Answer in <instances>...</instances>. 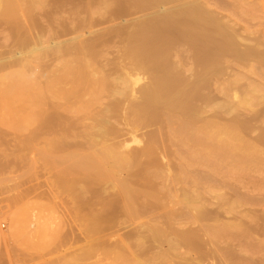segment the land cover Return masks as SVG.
Wrapping results in <instances>:
<instances>
[{
  "label": "bare ground",
  "instance_id": "obj_1",
  "mask_svg": "<svg viewBox=\"0 0 264 264\" xmlns=\"http://www.w3.org/2000/svg\"><path fill=\"white\" fill-rule=\"evenodd\" d=\"M12 1L13 0H0V7L3 4ZM25 1L31 2L33 0H25ZM25 1H21V2L23 3ZM85 1H89V0H85ZM131 1H132L131 3H134L132 5H136L138 1H139L138 4L142 3L140 0H137L136 3L135 1L133 2V0ZM149 1L150 3L153 2L151 0ZM156 1L161 2L159 4L157 2V4L160 7V12H159L160 16H157L158 19L156 17L157 20L162 19L161 24L164 27V29L163 31L161 30V32H165L166 34L171 33L172 35L174 34L173 35L174 38L180 37L177 38L178 44L180 46L179 48L183 47L185 49L186 43L191 47H194V48H190L193 49L191 51L190 49L188 50L190 46L187 45L188 48H186V50L188 51H184L185 52L184 54L186 55V52L189 53V51L193 52L194 54L197 53L198 55L197 66L199 65L202 70L205 69V71L203 70L204 72L206 73L208 72V74L211 76L210 80L212 79L215 80L217 75H219L217 78L218 81L217 79L215 81L212 80L214 83L213 85H215L216 82L217 83L222 82L220 80L221 75L225 72V70H229L230 67L233 69L235 62L236 65H238L237 63L241 62L244 64L245 61L247 62L246 63L247 65L244 64L243 66V64L242 65L240 64V66L243 67L250 66L257 68L259 67V69L261 68L260 71L258 70L259 72L258 71L256 73L250 72L251 75L253 74L252 77H254V79L256 78L254 80L250 76L251 79L254 80V82L258 81L257 79H260L258 78L259 76L258 77L256 76L262 72V69H264V28L260 26L261 23L257 22L258 20L255 22L257 24L259 23V25L257 24L255 25L251 23L252 22L251 20L254 21L256 20V18L259 19V16L257 15L258 13L264 15V0H255V1L252 0V2H250V0H233L232 1L233 3H229L226 9L221 8L222 5L220 7L215 6L217 2L219 3V1L215 2L216 0L214 1L213 0H156ZM170 1L176 2L174 3L175 5L170 4L168 6L167 4ZM143 2L145 3L147 1H143ZM211 2H214L215 4ZM153 3H155V0ZM138 4L136 6L137 9L141 5H143V3L139 6ZM147 4L149 5V3ZM152 4H150L151 6L149 7H153L154 9L155 6H152ZM165 4L168 7L164 8L166 6ZM163 5L165 6L163 7ZM117 6H118V8H116L117 10L115 12L112 11L113 12L112 16L111 14L108 13L110 15V18L107 17L109 15L107 16L105 15V17L107 18L104 19L103 17V21L96 20V18L91 17L92 14L90 13L89 10L86 11V13L87 12L89 13V16H87V18H85L86 16L83 17L86 20L85 19L83 20V18H81L80 20L78 19L82 23L81 24L77 20L79 25L81 24L80 26L76 23L77 21H75L73 25L76 26L77 24V29L74 28L75 26L70 27L72 29L73 28L75 29V30L73 29L74 32L73 31L70 32V30L72 29L68 30L66 28L67 25H68L67 27L69 28L70 21L65 18L66 20H62L63 22L61 24L62 26L58 25L59 28L57 29L59 30H57V33L56 31L54 32L53 30H51L52 32H54L53 35L55 36V38H58L57 41H55V39L54 41L51 40L50 42L51 45L47 47H39L37 45L33 49H28L27 52H21L20 47L23 46L21 50L26 48L29 45V41L27 42V40H21L24 37L22 34H19L22 33L23 31L22 29H26L27 26L25 28L24 27L22 28L21 25L19 24L16 25L12 22H9L8 20L7 21L3 20L8 22L7 25L8 24L9 25L5 26V28L8 30H11L12 29L11 27L13 26L14 27L17 26V28L13 27L14 29L11 30L10 35L12 32L14 33L12 34V36L8 34L11 37L10 38L11 41H13L14 38H16L17 36L18 37L19 35L21 36L19 38H16L13 42L8 43L11 44V47L10 46L8 47L7 52L10 49L11 50L15 49L16 47L15 45H17L19 51L16 52L15 50L16 53L14 54L16 55L15 56L16 59H13L12 54H11L12 56L10 55L6 57L4 52L2 53L3 55H5V57L2 56L3 58H0V71L2 70L5 71L6 69L10 70L15 66L17 67L19 66V68L15 67V69L17 70H10V72L14 71V74L12 72L11 75L14 76L16 75L20 77L21 76L20 72L23 70L22 71L23 78L21 77L20 79L19 77L16 76L15 78L13 76L9 77L10 73L6 72V74H8L7 76L6 74L0 76V79L1 78L3 79L4 77L3 79L4 82L2 81V79L0 80V82L2 81L1 82L2 84L8 83L9 85H6V87L7 86L14 87L16 83H19L18 82L19 80H21L20 83L21 82L23 83V81L29 82V80H26L27 71L24 72V70L26 69L23 68H26L29 65L28 63L30 62L29 59L31 56V52L38 51L41 54H43V56L41 55L42 64L40 69L41 71L39 72L40 75L38 74L39 75L38 78L35 77L36 78V80L34 79L35 84L34 81L31 82L32 80H30V82L33 86L30 83L26 82V84H29V86L31 87H34V85H38L36 86V88L38 89L35 88L34 92L35 91L38 92V90L41 92L42 94V99L40 98L41 105L35 102L37 100H35L33 96L34 95V92L32 90L33 88L29 90L28 86H23L25 82L22 84L23 87L22 86L19 87L20 83L18 84L19 85L18 88L17 85L15 86V88L17 89L19 88L23 89L24 87H27L26 88L28 89L26 91L27 94L33 93L32 95H30V99L33 96L31 100H34L32 102L30 101L32 103L33 108L35 107L37 108V105L38 106L40 105L39 107L41 109V116H39V119L41 121L38 122L35 119L34 121H37L36 123L37 125L38 123H41V125H38V127L41 126V130L45 136H50L52 135V133H56L58 137L64 136L62 138L64 140L69 138L70 139L69 142L70 141L72 142L70 143V145L66 144V142L62 141L61 139L59 141L60 144H63V142H65V144L69 146V148L75 149L76 152L74 153V155L76 159L79 162L88 165L91 171L93 172L94 176L95 174L101 173L105 176L106 179H109L112 182L113 187L120 188V189L118 188L119 192H116L117 195L119 194L120 196L119 200L118 202L115 201L116 203L115 202L111 203L110 204L111 207L116 208L117 206H119L124 211H127L128 206H126L125 204L128 202L129 199L135 198L136 201L137 198L140 199V197H142L143 199H146L149 202L151 199H153V209L158 210L159 212V213L157 212V214L154 215L153 223L150 224L151 227L153 226L152 227L153 241L161 242L159 244L161 250L170 260L173 261V264H264V196H263L264 192H262L263 189L259 188L261 186H257L264 180L263 181L260 180L261 182L258 181L259 184H254V185L253 183L255 181L257 183V180L252 181V179L249 178L251 179L250 181H252V184L251 182H248L249 180H247L248 177L250 176L252 177V175L254 176L255 172H253V170L251 171V169H254L255 167L256 164V163L254 164L255 159L256 162L258 161V163H261V161L264 160L263 159L264 135L256 136L257 135L256 133L263 130V128L260 126L262 128L261 129L258 125V127L261 129L259 130L257 126L253 125L255 123L258 124L257 122H255L251 124L253 128L255 127L254 129H256L257 127L258 131L256 130L255 132V130L253 131V128L250 125L251 121L254 122V120L255 121L257 120L254 119L256 117L260 116L258 120H262L261 119L262 116L260 113L259 116L252 114L255 111L256 112L261 111L260 108L256 109L254 107H256L257 105H259L260 107L264 105L261 104L264 103V90H263L264 85L263 83H261L262 81L261 82L258 81L259 84L258 83L255 84L256 88L255 86L253 87V83H251V86H248L250 85L248 83L252 82L251 79H249L250 81L248 80V83L247 82L243 83L244 85L246 84L248 86L247 87L245 85L247 88L253 87L250 90L247 89L248 91H246L245 88L242 87V84L240 85L241 87L239 86L242 90H238L239 88L238 89L236 88L235 90V87H238L235 85H238V83L237 84L234 83L235 85L232 84L233 82L237 81V80L236 81L232 80V78L231 80L229 79L230 81H233L231 82V84L230 81L228 82L227 79H226L227 81L226 83L224 82L223 84H221L222 86L224 85L223 86L224 88H222L221 86L222 90H220L221 88L219 89L218 85H216V88L222 92L223 90L228 92L227 90L231 89V91L228 92L230 94L226 95L225 92H223V94H225L226 97L230 95L228 96L227 99H229V101L230 100L233 101L230 102L233 103V105L235 106L238 105L239 107L242 106L244 107L243 110L246 109L247 112H252L251 114L253 115V120H252V116L249 115L250 113L248 114L243 110L242 111L244 112L245 116L239 113L236 114L237 110L238 111L241 110L242 107L241 109L239 107H235V109H233L234 106L231 104L232 108H229L230 103L228 102L229 103L228 104L226 102L228 100L223 94H221L222 92H219L218 90H215L216 92H210L213 91L214 88L213 87L211 88L212 90H210L208 93L207 90L209 88L207 87L208 89L206 90V92L208 93V95L210 93L213 94L217 93L218 91V93L220 94L219 97H221V95L225 97V102H223L224 101L223 97H222L223 100H220L222 101L221 105L223 103L225 104L222 105L224 107H227L228 105L229 107L227 111H229L228 113L231 112L229 115H231L233 118L235 116L234 118L235 120L233 119L234 123L231 124L230 122H233L231 121L232 117H230L226 111V114L229 116V119L228 118L225 119L228 120L229 123L227 122V124H225L226 120L225 122H219L223 120V118L222 117L220 118V116L218 115H220L219 113L221 111H224V107H222L221 105L219 106L220 102L219 103L217 102V100L221 98H216L218 97L217 96L218 94L216 95V97L214 96L215 94L213 96L212 94H210L209 97L203 95V92H205V90L202 91L203 90L202 89L200 91L201 89L200 86L201 85L205 86L206 84H204L203 77H199L200 75L196 74V71L194 72L196 76H198L197 79L196 76H194V74L192 75L191 68L193 67L195 68L196 65L192 66L194 65L191 61L192 56L191 58L188 57L191 54H187L185 56L186 60L190 58L189 62L186 61L188 63L189 69H191L190 70L191 74H190V72L185 71V68L184 69L182 68L184 66L181 60L182 59L185 60V57L181 52L183 50L177 47V49H179L180 51L177 50L176 52L177 54L173 51L174 49L176 51V48H173L174 46L173 44L176 41H173V39L171 38L172 36L170 34H169L170 37L169 35H166L168 36V38H166V36L163 37L162 35H160L159 34L160 32L159 33L156 32L155 35L156 37L159 35L162 36L160 40L162 38H163L162 41L166 39L168 44H170L169 39H172L170 41L171 45H169L173 49L172 50L170 48L171 51L168 50L169 49L167 46L168 44L167 45L164 44L166 41H164V43L161 41L162 43L160 44V42L158 41L159 38L156 37L155 38L157 39L156 41L157 44L156 42H154L155 38H153L152 41L154 44H156L155 45L156 47L159 46L161 48L160 45H162L164 48V46H167L164 49L163 48L162 49L164 51L167 50L169 52L164 53V51L162 52L159 47L156 48L154 47V45L152 46L150 42H146V39L149 38V36H147L146 34L148 32L152 34L151 32L152 29H150V27L146 25V27L150 29L148 31V29L144 26L147 23H145L142 26L143 21H139V22L137 21L138 23L135 21L137 23L136 26L140 24V27H142L143 29L140 28L138 25L137 27L140 30L137 31L138 28L132 25L133 27L131 26L130 31L128 29L124 30L123 29L124 25L127 22H124L125 24H121L122 22L120 20L123 21L125 18L127 19V16L130 18L132 16V13H130L131 15L130 16L128 15L129 13L128 9L127 10L123 9L125 11L123 12V10H121L122 9L121 5L120 6L115 5V7ZM144 6H146V3L145 5H143V8H145ZM128 7L130 6H127L125 8ZM217 7L223 9V11H225L228 15H224L220 11H217L216 10ZM130 8L129 11H131ZM136 8L134 7L133 12H135ZM241 13L250 16V20L246 18L244 19V21L247 20V22L243 23L242 20H240L241 17L240 19H238L239 17L236 18V16L238 15L242 16ZM31 20L32 22L30 23L32 24L30 25L34 28H37L36 34L39 33L43 34L50 31V30L48 31L46 27H40V26L37 27L38 25L34 23L33 18H31ZM127 20H132V19H127ZM239 20L241 21V23H239L240 22ZM119 21L121 23H119ZM59 22L58 24L61 23ZM149 22L150 21H148V25L150 24ZM3 23L6 25L5 22ZM72 23L73 21H71L70 25H72ZM63 24H66V26H64ZM129 24H131L130 21ZM82 25L84 26L80 30L79 28ZM153 25L151 24L150 26L152 28H154V26L155 28L156 27L158 28L157 24H156L157 26L156 25L153 26ZM254 25L257 26L255 27V29L253 28ZM3 26L1 25V28ZM260 27L263 29H261ZM42 28L43 30L46 28V31L44 30L43 32ZM92 28L95 29L92 30ZM17 29H19V31ZM28 29L29 28H27L26 30ZM8 30H6L7 33H9ZM14 30L15 32L18 31L19 33L17 34L16 32L15 34ZM79 30L81 32L84 31L82 32L84 34L81 33L80 35H76L73 38L63 39V37L65 36L68 37L67 35H69L70 33L74 34L75 31L78 32ZM133 30L134 31L136 30L138 35H140L136 39V42H139V40H141L140 42H142V44L140 42L138 43L139 46L138 44L137 46H133L136 44H132V43H136L135 41L134 42L132 41L135 40L137 36V33L133 34L134 33ZM141 30L143 31V33L139 32ZM131 31L132 33H130ZM52 32H49L51 39L53 38ZM42 34H39L40 35L39 38L42 37ZM85 35L87 36L85 37ZM139 37H141V39ZM113 38H115L116 40H111ZM179 39H181L182 41L179 42ZM113 41L115 42L117 41L116 46L114 45V43L113 45L109 44V42L111 43ZM105 42H108V45H110V47H106V44H104ZM33 43L35 44V42ZM181 43H183L185 46H182L183 44ZM12 45L15 47L13 48ZM100 45L101 46L105 45L104 48H109V49L112 47L111 51L115 52V53L110 52V54H113V57H111L112 59L111 58H109V60L105 59L106 63L109 65V67H107L108 69L106 68L104 69V67H106V64L105 66L103 64L102 67L101 66L102 64L99 63V61L96 62V64H92V62H89L91 61L92 56L95 57V55L98 54V53L96 54V52L94 53L93 50L98 46L100 49L101 47ZM175 45L178 46L177 42ZM114 46L116 49H114ZM154 49L155 50L159 49V51L164 54L159 53V51L155 52ZM95 50L99 53L103 51V50L98 51V49ZM10 51L9 53H12ZM105 51L106 49H104V54L106 53ZM172 51H173L172 54H176V55H171V54L169 55V53H171ZM179 52H181V54ZM82 53H85L90 57L87 56L89 57L87 58L86 55ZM157 53L162 58L160 57L158 58ZM108 54L109 53H106V56H108ZM165 54L169 56L167 57V55ZM179 54L180 56L182 55L184 58L183 57L180 58ZM69 55L72 56L73 58L71 57L69 58ZM98 55L97 58H100ZM164 55L166 60L170 59L171 64H172V60H174L175 57L179 56L180 61H178V58H176L177 60L175 59V61L178 62V64L174 63L175 62L174 61L173 62L174 66L172 65L173 69L170 68L171 65L170 67L167 68L166 66H168L170 62L167 61V63L169 62V64L166 65L167 63L166 61L164 62L165 60ZM172 56L173 58L171 60ZM222 56L224 57L228 56L227 62L229 64L230 63L232 64V65L231 64L228 65V63H225L227 66H229V69H227L228 68L227 66H224V68L226 67V69H223L222 71L223 73L219 72L220 65L222 64L223 66V63L225 59L227 60V57L223 60L222 58L224 57ZM229 56L231 57L230 61H229L230 59ZM232 57L234 60H232ZM67 58H69L68 59L69 62L65 63V61L63 60H67ZM59 59L61 63L62 61L65 63L64 64L65 66L64 65L60 66L59 64V67H61V69L58 67V65H56ZM70 59L72 62L70 61ZM86 59L87 61L85 62ZM162 59H163V63H162ZM159 60L163 65L160 64V62L159 65L157 64ZM128 61L129 63H127ZM100 62L102 61L100 60ZM156 64L158 65V67L165 66L166 68V70L164 69L165 72L160 73L162 67L156 69L157 66ZM189 64L191 65L189 66ZM120 65L122 66V68ZM179 65L182 66L180 67L183 69L182 70L183 74L185 71L186 72L185 75L189 73V77L192 76L190 80L188 79L190 81L189 83L187 82H185V84L178 83L179 79L183 83L185 81L184 79H182L183 77L180 78L182 72L180 71L181 68L179 67ZM240 66L238 65L239 70H241ZM144 67L151 72V73L149 72L151 76L150 82L148 81L147 78H146L147 80L145 79L146 81L149 82L148 85L146 81L143 80L144 79L143 77H139L143 73V71L145 72L146 69H144ZM236 67L234 68L235 70L233 69L234 76L229 75L230 77H233V79L234 77L237 76V75L235 76V74H237L235 71H237L238 69V68L236 69ZM140 68L144 70L143 71L141 70L142 71L141 72L139 70ZM178 68H180V70H178ZM175 69L179 71V74L178 71L175 72L177 73L176 75L172 74V71L173 70L175 71ZM232 69L231 71H233ZM136 70L137 73L138 71L140 72L138 73L139 76L135 72ZM239 70H238V74H239ZM29 71H31V69ZM29 71L28 73L30 74V76H32ZM251 71L253 70L251 69ZM16 72L19 73L20 75L19 74L17 75ZM35 72L38 73L37 70L33 71L32 73L35 74ZM114 73L116 74L115 77H113ZM206 73H204V77L207 75ZM144 74L145 73H143V75ZM254 74L256 75L254 76ZM263 74L262 77H264ZM5 77L6 78L8 77V79L10 78L12 81L15 79L14 80L15 82L13 81L14 84L13 82H11L10 79L9 81H7ZM39 77H41V79H39ZM140 78L142 80H140ZM206 78H208L207 76L205 77V80L209 81ZM37 79L38 81L39 80L40 81L38 82ZM192 79L193 81H191ZM247 79L248 77H246V80ZM16 80L18 81L16 82ZM262 80L264 81L263 78ZM115 81H117V83H113ZM141 81H144L145 84L143 82L141 85L139 83ZM212 81H209V83L211 82L210 84H212ZM10 82L12 83V85H10ZM227 83H229V85ZM2 84H0V86ZM137 84L138 86H136ZM143 84L145 86H143ZM225 84L228 85L230 89ZM213 85H210V87H212ZM230 85L235 87L232 89ZM257 85L262 87L263 91L261 89H258L259 86ZM4 86L5 84L0 87V93L3 92L2 90L4 89ZM9 87H7V89L10 90ZM140 87L142 88L141 90ZM136 88H138L139 90L138 89L136 90ZM26 89L24 88V90ZM13 90L14 93L18 91L16 93L18 94L21 89L16 91L15 89ZM13 90L12 91L10 90V92L8 91V93L12 94ZM239 91L241 92L246 91V92L241 94V92ZM4 92L5 93L3 94L6 95L7 91L4 90ZM20 93L24 94L25 97L23 98V96L20 95V97L19 96L18 97L19 98L22 97L21 100H16L17 96L15 94V98H14L15 100L13 99L12 102H16V104H18L19 106L21 102V105L26 107V105H24V102L27 103L28 101L27 98L29 97H27L25 91L24 93L23 92ZM3 94L0 95L3 96ZM5 95H4L5 97L4 99H6V97L9 96L10 94H8L7 96ZM11 98H7V99L10 100ZM2 99L3 98L0 97V100ZM3 101L4 100L0 101V103L2 104L1 108L3 107V105H5L4 108L9 105L6 109H4V110H8V108H10L11 100L9 104H7L8 101L7 102L6 101L3 102ZM17 101L20 102L17 103ZM25 107H22V109H25ZM220 107L222 108L220 109ZM1 108L0 110H3V108L2 109ZM208 108L211 109L209 110ZM10 109L8 110V112L6 111L4 112L7 114L8 113L11 114ZM22 109L20 110V112L22 111ZM26 109L28 111L29 108L27 107ZM253 109L254 111H249ZM242 111L239 112L241 113ZM262 111L264 112L263 109ZM4 112L2 113L3 115ZM256 112L255 114H258ZM206 113L208 114L206 115ZM246 113L250 116V118L248 119L249 121L248 120L244 121V119L248 118ZM222 114L223 113L221 112V115ZM24 115L25 114H23V116H19V118L23 121L19 120V118H17V120H14L13 118H11L13 117V115L12 116L9 115L11 116L9 117V119L16 121L15 122V124L17 123L16 125H18L19 122L21 121L20 124H22L23 127L27 125L26 127L32 126L33 129V124L32 125L30 124L31 123L30 122L31 118H29L30 114L28 116H26L27 115L26 114L25 115L26 118L24 117ZM35 115L38 116L39 114L38 115L35 114ZM205 115L207 117L210 116L209 117L210 119H207ZM236 115L237 116L241 115V117L243 116L242 119L243 121L242 120L240 122L237 121L236 118L240 119V117H236ZM27 117L30 123L26 121ZM211 117H213L215 121L214 119L211 120ZM216 117L220 118V120L218 118L216 119ZM9 119H7V121ZM4 120L6 121V119ZM10 120L8 122H10ZM11 122L10 124L9 123L8 124L12 127L13 122L12 123ZM3 124L8 125L6 123ZM15 124L14 126H16ZM262 125L264 126L263 120H262ZM149 127L150 129L151 128L152 129L151 130L147 129ZM17 128L18 127H16V129ZM19 128H21L22 130L21 126ZM142 128H145V130L143 129L144 133H146L145 135L143 134V131L140 132ZM146 129L148 131H146ZM137 131L142 133L145 137L142 138V134L139 133L138 136ZM16 132H19L18 129L16 130ZM251 132L254 133L253 137L251 136L252 135ZM262 132L264 133V131ZM260 145L262 146L259 147ZM174 146L176 150H174L175 149L173 148ZM177 148L180 151H178ZM176 151L179 152L177 155L174 154L177 153ZM173 154H174L173 157L176 158L174 159L172 157V160L174 161L170 160L171 155ZM260 155H262V159L261 158L258 159V156ZM202 157H205L206 159L210 157L209 158L210 161ZM201 158L202 161L203 159L205 160L204 167L206 166L207 169H210L209 167L211 166L208 165L209 167H207L206 162L208 161L207 164L211 165L212 163H209V162H213L212 161L213 159L211 160V158H216L217 161L220 162V164L222 162V165H220L219 163L216 162L215 159L213 162L214 164H212L211 170H209V172L210 171L212 172V170L215 168L214 167L215 164H218L216 165L217 168L220 166L218 169H221V166H223L224 172L225 170L227 171V169L229 168L230 169L229 173L231 171L229 175L232 176V178L234 175L237 176V174H239L241 170L240 173L241 175L237 176V178L234 176L235 177V179L233 178L234 180L241 179L243 172L250 170V172L252 173L247 174L246 172L248 177H246L247 176L246 175L245 180L247 181L245 180L243 181L244 177H242L241 181L246 183L248 182L251 184V186H248L249 184H245V186L247 185L246 187H248L250 191L252 189L253 191L256 190L255 193L257 192L259 193L258 189H260L261 193L260 194L257 193L256 195L253 193L250 194L253 191L248 192L247 194L248 199L244 198L246 196L244 195V193L242 194L244 195V197H240L239 195H236L235 193L237 191L241 189L243 190V187H241L244 186L243 183V185L240 184L241 186L238 184L241 189L239 188V186H237L239 190L238 188L235 189L236 192L234 190L235 187L233 188V191L235 193L232 192L231 195L235 194L237 198L230 196V194L229 195L227 194V193H231L230 191L232 189V188L230 190L227 189L231 184L229 183L230 180L227 178L228 181L226 183L228 186L227 187L225 185V181L224 183L222 182V180H224L223 177H222L223 179L220 180L222 183L221 182L219 183L227 187L225 190H228L229 192L226 191L227 192L226 193L224 191L223 193L225 194H222V192L220 193L221 191L220 188L222 187L221 184L216 185V183H214L213 185L212 184L210 185V183L207 180L208 179L212 180L214 177L217 178V176L220 175L223 170L221 169V172L219 173L218 171L220 170H216L215 168V170L213 171L215 173L217 172L216 176L215 174H213V172L212 173L210 172L213 176L209 178L208 177L209 172H208L206 173L207 177H204V175L202 174L203 172L206 171L204 170L205 168L203 169L204 162L200 161ZM173 162L174 163L176 162L177 164L173 165L174 164ZM223 162L224 164L226 163V165H223ZM171 165L175 167L173 168ZM252 165H254V167H252ZM194 166L197 169H195ZM200 167H202L201 169L202 174H200V172L199 174L203 176L201 178H203L204 181L208 182L209 184L205 182L202 183L201 181L202 179L200 178V176L199 178H195V179L192 177V175L193 176L194 174L196 175L198 168L200 170ZM258 168L257 170H259ZM189 169L192 170L189 171ZM194 169H195V173L192 172ZM242 169H244L245 171H242ZM235 170H238L239 172L238 173L236 172L237 174L236 173L233 174L232 171L235 172ZM186 172H189V174L192 172L191 173L192 175L190 174L191 176H187L188 179L184 178V176L188 175V173ZM185 173L186 175H184ZM226 173L228 175V171ZM155 174L157 175L159 174V175L154 176ZM221 175L219 177H221ZM227 175H225V177H227ZM151 177L152 178L157 177L160 179L162 178L163 180L162 179L161 180L164 181V183L165 181L167 182L168 180V183H166L167 185L161 183L162 181H160L162 187L163 188L166 187V188L161 189L162 188L161 185H160V189L159 187L157 188V184L160 179H158L157 181L155 178L154 180L156 182L155 183ZM211 180L209 181L211 182ZM235 182L236 181H234V184L232 182L233 186L235 185ZM238 182L239 181H237V183ZM262 184H264V182L261 183V185ZM175 185H177L176 186L177 188L173 191L176 193H174L173 195L169 194L168 192L169 189L175 188V187L171 188L172 186ZM262 186L264 187V185ZM246 187H244L243 190L245 193H246ZM216 189L220 191H215ZM222 189H224V187ZM90 192L92 196L90 195L89 197H91L90 199L92 202L94 201V203H96L95 205H97V202L95 201L94 196L96 195L98 196L102 193H107L104 187H99V188L93 187L91 188L89 193ZM240 198L243 199L241 200ZM94 203H93V207L95 206ZM245 205L249 207L246 208ZM98 213L99 212L94 214L95 217L93 216L94 218H96L95 220H93L94 223L96 224H98V222H101L103 218H105L103 216H106V218L108 216L105 215L106 213L105 214L99 213V216L98 215L96 216V214ZM127 214L124 215L131 220L132 217L130 215H132V213H129L130 215ZM109 215H111V213ZM127 217H125L124 220H126ZM110 218L111 220L110 219H105V220L109 222L110 225L113 219L114 224L113 223L111 224L112 227H114L113 225H116V223H117L116 225L117 227L123 223L122 221H124L122 219H121L122 221H120L119 218H117V222L115 223L113 215H111ZM118 220L120 221V224H118ZM128 220L126 224H128ZM134 223L132 222L133 225ZM33 226H34L33 230L30 232L28 237L29 242L31 243L45 242L49 238V231L51 228L50 220L46 216L44 217L43 215L41 216L38 215L34 219ZM127 226H129V224ZM146 226L148 227V225ZM150 230L152 231V229ZM253 255L256 257H254ZM113 262L117 264H128L120 256L115 257L113 259ZM65 264H79V263L77 262L76 259L69 258L67 259Z\"/></svg>",
  "mask_w": 264,
  "mask_h": 264
},
{
  "label": "rangeland",
  "instance_id": "obj_2",
  "mask_svg": "<svg viewBox=\"0 0 264 264\" xmlns=\"http://www.w3.org/2000/svg\"><path fill=\"white\" fill-rule=\"evenodd\" d=\"M14 1H16V0H13L12 2H8L6 4H3L0 7V54H1L0 58H3L2 56L5 57V55H6V57H8V56H10L12 54L13 56L12 55L11 56L13 57V59H16L15 58L16 55L14 53L19 51L17 45H15L16 47L12 45V47L13 48L15 47V49L11 50L9 48L11 50V51L10 50L9 51L12 52V53H9V51L7 52L8 47L9 46L11 47V44H8V43L13 42L16 38H19L21 36V35H19V37H18L17 35H15L17 37L14 38L13 41L10 40V38H11L10 36H12V34H14L12 32L11 35H10V32H11L12 29L17 28V26H15V27L13 26L14 28L11 27L12 28L11 30L6 29L5 26L9 25V24L7 25V23H8V22H6L7 20L9 22H12V23L16 24V25H18V24L21 25L22 28L23 27L25 28L26 26H27V28H29L28 30H26L27 28L26 29H22L23 30L22 33L18 32L19 29H17L18 31H16L17 34L18 33L22 34L23 37L25 38V39L22 38L21 40H27V42L29 41V45L26 48L22 49V50H21V48H23V46H21V47L19 46L21 52H27L28 49H33L37 45L39 47H47V46L51 45L50 44L51 40L54 41V39H55V41H57L58 38H55V36L53 34H54L55 31L57 33V30H59V29H57V28H59L58 25L62 26L61 25L63 23L62 20L68 19L70 21V23H71V21H73L72 25H70V23H69V28L67 27L68 25L66 26L67 22H69V21H67L66 24H63L69 30V29H72L70 27H74L75 26V25H73L75 21H77L78 19L80 20L81 18H83L85 16H86L85 18H87V16H89V13L88 12L86 13V11H88V10L92 14V16L90 15L91 17L96 18V20H102L103 21V17H104V19L107 18V17L110 18L109 14H111V16H112V13H113L112 11L115 12L117 10L116 8H118V6L115 7V5H119V6L121 5L122 9L121 8H119V9H121V10H123V9L127 10L128 9V12H129L128 15H130V13H132V16L130 15L131 16L130 18L127 15H125V16H127V19H132V20H127L125 18L124 20H127V21L120 20L122 23L119 21V23H121V24H125L124 22H127L124 25V28L122 27L124 30L128 29L130 31L132 25L135 26V27H137L139 25V27H140V24H138L137 26H136V24L139 21H143L142 22V26L145 23H147L144 26L146 27V25H147V26L150 27V29H152L151 30L152 34H151L150 32H148L150 29H148V27H146L148 29V31H147L148 33L146 35L149 36V38H147L148 41L146 39V42H150V44H152V46L154 45V47H156L155 46L157 44V42H156L157 39L156 38H159L158 41L161 44L162 42L164 43V41H166V39L164 41H162L163 38L161 40H160V38L162 36L165 37L166 35L170 34L172 36L171 38L173 39V41L177 42L178 46L175 45L176 42L175 43L173 42L174 44L173 43L172 44L174 46L173 45L172 46H173V48H176V51H175V49L173 50L171 48V46H169V45H171L170 41L172 39H169L170 41L169 40L168 41H169L170 44H168L167 41L164 43L166 45L168 44L167 45L168 48H169L168 50H170V48H171L176 53L177 50L182 49L183 51H181V52H182L184 57L187 54H191L188 57L191 58V56H192V58H191L192 60L191 61L194 64L192 66L196 65L195 68L193 67L194 69L191 68L192 69V71H191L192 75L193 74H194V76H196V74L200 75L199 77H203L204 84L207 85V86L205 85L206 87L204 85L203 86L201 85L200 86V88H201L200 91L202 89H203L202 91L205 90V92H203V95H206V96H209V97H210V94H212V96L215 94L214 95L215 97L218 94L217 95L218 97H216V98H221V99H218L219 101L217 100L218 103L220 102L219 106L221 105V102H222L220 100H223L222 99L223 95L226 97L227 94H230L228 92H230L231 89L228 86L229 83H227L228 85L225 84L230 89V90H227L228 92L223 90V92L226 93V95H225V94H223L222 91H219L216 88V85H218V88L220 89L221 86H222L221 84H223L224 82L225 83L227 82L226 79L228 80V82L231 80V78L234 81L237 80L236 82L230 81V84H231V82H233L232 84H234V83L237 84L238 83V85L234 84L235 86H238V87L230 85L232 87V89L235 87V90H236V88L237 89L239 88L238 90H242L240 88L241 84H242V87H244L246 91H248L247 89L250 90L254 86L256 88L255 84H257L258 81L259 82L262 81L261 83H263V85H264V81L262 80V78L264 79V77H262V74L264 73L263 72L264 69H262L263 73L261 72L262 73V74L260 73L261 75L258 74L256 76V77L259 76L258 78H260V79H257L258 81L254 82V80L256 78L254 79V77H252L253 74L251 75V73H256L258 70L260 71L261 68L259 69V67L257 68V67H250V66L243 67L244 64L247 63L245 61H244V64L241 63V62L237 63L239 66H240V64L241 65L243 64V66H240L241 70H239V67H238V65H236V62H235V65L237 67L235 65L233 67L234 68L236 67V69L238 68L237 71H235L237 73V74H235V76L236 75L237 76L234 77V79H233V77H230L229 75L234 76L233 73H234L235 69L233 68L234 69L233 70L231 67L229 69V66H227L225 64V63H228L227 62L228 61V56H225V57L222 56V57H224V58H222L223 60L226 57H227V60L225 59V61L223 63V66H222V64L220 65L219 72L223 73L222 72L223 69H226V67L224 68V66H227L228 67L227 69H229L230 71L229 70H225V72L221 75V79H220L222 82H220V83L216 82L217 84L215 83V85H213L214 84L213 81H215L218 78L219 75H217L215 80L212 79L213 80L212 81V80H210L211 76L208 74V72L207 73L204 72L205 69H203L204 70L203 71L200 68L199 65L197 66L198 55H197V53L194 54L193 52H191L193 49H190V48H194V47H191L190 45H188L186 43L185 44L186 45L185 49L183 47L179 48L180 46L178 44L177 38H180V37L174 38V36H173L174 34L172 35L171 33L166 34L165 32H161V30L163 31V29H164V27L161 24V20L162 19L161 20L160 19L157 20L158 19L157 16H160L159 15L160 14L159 13L160 12V7H159L158 4L161 3V2H158L156 0H155V3L157 4V2H158L157 5L155 3H153L154 0H151V1H153L152 2L153 4L150 3L149 0H140L143 3V5H145V3H146V6H148V7L144 6L145 8H143V5H141L142 3L138 4L139 1L137 2V0H133V2L134 1H135V3L137 2L138 6L141 5L139 7L140 9L136 8L137 4L136 5H132L134 3H131L132 2L131 0H89V1H85V0L84 1L83 0H33L31 2H29V1L26 2L25 0H17L16 2H14ZM21 1H25V2L22 3ZM143 1H147V2L144 3ZM217 1H219V3ZM232 1L233 0H225V1L224 0H222V1L216 0L215 2H217V3H216L215 6L220 7L222 5L221 8L226 9V7L228 6L229 3H233ZM250 2H252V0H250ZM147 3H149V5ZM174 3H176V2L170 1L167 5L168 6L170 4L175 5ZM211 3L215 4L214 2H211ZM150 4H152V6H155V8L158 6L157 7L158 9L156 8L157 9L156 10L154 8L155 9L154 10L153 7H149V6H151ZM131 5L134 6L137 11L135 10V12H133L134 11V7H132ZM165 5H163V7ZM167 5L164 8L168 7ZM127 6H130L133 9L130 8V7L125 8ZM129 8L131 9V11H129ZM217 8H216L217 11H220L224 15H228L225 11H223V9H220V8L217 9ZM123 12H125V11L123 10ZM105 15L106 16L109 15V16L105 17ZM241 15L242 16H239V15L236 16V18L239 17L238 19H240V17H241L240 20H242L243 23L247 22V20L244 21V19H246V18L248 20H250V16H247L246 14H242V13H241ZM257 15L259 16V19L256 18V20H254V21L251 20L252 21L251 23L256 25L257 23L255 21L258 20L257 22L261 23L260 26L264 28V25H263L264 24V15L260 14V13H258ZM98 17H99V19H98ZM156 17H157V19H156ZM31 18H33L34 23H36L38 25L37 27H39V26L40 27H46L48 31L50 30L49 32H52L51 30H53L54 31V32H52L53 38L51 39L49 32H46V33H43V34L39 33V34H42V37L39 38L40 35L36 34L37 33V28H34V27H32L30 25V24H32V23H30V22H32ZM62 18H64V19H62ZM85 18H83V20ZM3 20H6V21H3ZM59 20H60L61 23L59 22ZM83 20H82V22H83ZM78 21L76 23L79 25ZM129 21L131 22V24H129ZM135 21L136 22L138 21V22L136 23ZM148 21H150L149 25H148ZM3 22H5L6 25ZM58 22L60 24H58ZM153 22H154V25H156V24L158 25L159 29L157 27L155 28V26L153 25ZM2 23L4 24V26H3ZM239 23H241V21ZM259 23L257 25H259ZM36 24H35V27H36ZM77 24L74 27L75 29H77ZM151 24L154 26L155 30H154V28H152L150 26ZM1 25L5 29L3 27L1 28ZM84 25H85V22H84ZM84 25H82L79 29L81 30V28ZM126 25L128 26V28H127ZM255 25L253 26L254 29H255V27H257ZM10 26H9V28H10ZM121 26H123V25H121ZM125 26H126V28H125ZM21 27H20V29H21ZM135 27H134V29H135ZM18 28H19V26H18ZM46 28L44 29L45 31H46ZM140 28H142V27H140ZM263 28H261V29H263ZM2 29H4V30H2ZM73 29L70 30V32H72V31L74 32L75 29L74 30ZM94 29L95 28H92V30H94ZM256 29H258V28H256ZM6 30H8L9 33H7ZM15 30H14V32H15ZM42 30H43V28H42ZM44 30H43V32H44ZM80 30L78 32L75 31L74 34L70 33L69 35H67L68 37L65 36V37H63V39L73 38L74 36L80 35L82 32H84V31L81 32ZM138 30H140V29L138 28L137 31ZM164 31H166V30H164ZM16 32H15V34H16ZM133 32H134L133 34L137 33L136 30L135 31L133 30ZM139 32L143 33L142 30L139 31ZM156 32L157 33L160 32L159 34L162 35V36L159 35L160 37L159 36L156 37V35H155ZM130 33H132V31ZM161 33H163L164 35L161 34ZM82 34H84V33H82ZM170 35H169V37H170ZM86 36L87 35H85V37ZM138 36H140V35H138V33H137V36H136L135 40H133L132 42H134V41L136 42V39L138 38ZM142 36H143V34H142ZM139 38L141 39V37H139ZM144 38H146V37H144ZM153 38L156 39V40L154 39V42H156V44H154L152 42ZM166 38H168V36H166ZM111 40H116V39L113 38ZM183 40H184V38H183ZM140 41L141 40H139V42ZM180 41H182V40L179 39V42ZM33 42H35V44ZM116 42L113 41V42H111L112 44L109 42V44L113 45V43H114V45L116 46L117 45ZM139 42L132 43V44H136V45H133V46H137V44ZM140 43L142 44V42H140ZM183 43H185V42H183ZM183 43H181V44H183ZM104 44H106V47H110V45H108V42H105ZM132 44H131V46H132ZM185 45L183 44L182 46H185ZM187 45L190 46V47L188 48ZM115 46H114V49H116ZM138 46H139V44H138ZM160 46H161V48L159 46H157L156 48L159 47L162 52L164 51L163 49L165 47H167V46H164V48H163L162 45H160ZM101 47H102V49H101ZM101 47H100L101 50L99 49V46L95 48V49H98V51H102L103 50L102 52H100L101 54L99 52H97L95 49L93 50L94 53L96 52V54L97 53L100 54V55L97 54L100 58H97V55H95V57L92 56L91 57V61H89V62H92V64H96V62L99 61V63L102 64L101 65L102 67H103V64H104V66L106 64V67H104V69L105 68L108 69L107 67H109V65L106 63L105 59L109 60V58L113 57V54H110V52L111 53H115V52L111 51L112 47L110 49L109 48H104L105 45H103ZM177 47L179 49H177ZM186 48H188V50L190 49L191 51H189V53L186 52V55H185L184 51H188V50H186ZM104 49H106V51H105L106 53H109L108 56H106V53L104 54ZM107 49H108V52H107ZM114 49H113V51H114ZM155 49H154L155 52L159 51V49L158 50H155ZM15 50H16V52H15ZM173 51L171 53H169V55L170 54L171 55H176L177 54V53L176 54H172ZM3 52H4L5 55L2 54ZM84 52H86V51H84ZM162 52L159 51V53H162ZM165 52L167 53L169 51L166 50V51H164V53ZM181 52H179V53L181 54ZM94 53H93V55H94ZM164 53H162V54H164ZM82 54H85V53H82ZM162 54H160V55H162ZM180 54H179V56H180ZM41 55L43 56V54H41L38 51L37 52H31V56H30V59H29L30 62L28 63L29 67L27 66L26 68H23V69H26V70H24V72L27 71L26 80H29V82L26 81L27 83L31 84V82H33L34 79L36 80L35 77L38 78V76L40 75L39 72L41 71L40 69H41V64H42V56ZM165 55H167V54H165ZM165 55H164V58H165ZM169 55H167V57ZM87 56H89V55H86V57ZM179 56L175 57V59L178 58V61H180L179 60ZM183 56L181 55L180 58L183 57ZM70 57L73 58L72 56L69 55V58ZM89 57H87V58H89ZM159 57L160 56L158 54V58ZM69 58H67V60H63V61H65V63H68L69 62V60H68ZM160 58H162V57H160ZM172 58H173V56L171 57V60H172ZM190 58H188V60H186V57H185V60L184 59L181 60V62H182L184 67L179 65V67L181 66L183 69L185 68V71H187V72H190V70H191V69H189L188 63H187V62H189ZM175 59L172 60V64H171L170 59L166 60V58H165L164 62L165 61H166V63H167V61L170 62V64H169V62L166 64V65L169 64L166 67L168 68L171 65L170 68L173 69L172 65H173V62L175 61ZM100 60L102 62H100ZM230 60H231V57H230L229 61ZM232 60H234L233 57H232ZM63 61H62V63H63L62 64L60 59H59V61L57 62L56 65H58V67H59V64H60V66L64 65L65 63ZM70 61H71V59H70ZM86 61H87V59L85 60V62ZM159 62H160V60L157 63L158 65H159ZM127 63H129V61ZM162 63H163V59H162ZM162 63L160 62V64H162ZM174 63L178 64V62H176V61ZM233 63H234V61H233ZM230 64L228 63V65H230ZM25 65H27V64H25ZM122 65H123V63H122ZM158 65L156 66V69L162 67V66L158 67ZM190 65L191 64H189V66ZM15 67L19 68V66L18 67L15 66ZM15 67H13L10 70H17V69H15ZM242 67H243V69H242ZM59 68L61 69V67H59ZM121 68H122V66H121ZM180 68H178V70H180ZM182 68L180 70L181 72L183 70ZM253 68L256 69V70H254ZM30 69H31V71H29ZM62 69H63V67H62ZM144 69H146V68L144 67ZM144 69L140 68L139 70L143 71ZM164 69L166 70L165 66H163L161 68V72L160 71H158V72H160V73L165 72ZM231 69L233 71H231ZM251 69L253 71H251ZM6 70L5 71L4 70L0 71V74H2L0 76H3V74H6V72H9L10 73L9 77L13 76L15 78L16 75L15 76L11 75L12 72L14 74V71L10 72L9 69H8L9 71L8 70L6 71ZM35 70H37L38 73H36V72H35V74L32 73ZM127 70H128V68H127ZM178 70L177 69H175V71L173 70L172 74L176 75L177 73H175V72L178 71ZM238 70H239V74H238ZM22 71L21 72L19 71L21 73V76L20 77L16 76V77H19L21 79ZM28 71L31 73L32 76H30ZM185 71H184V74H183V72H182V75L180 74L181 75L180 78L183 77L182 79L185 80V81L182 80V81H184V83L181 82L180 79H179L178 83L185 84V82H187V83L190 82L189 80L192 78V76L189 77V73L187 75H185V73H186ZM194 71H196V74H195ZM112 72H113V70H112ZM135 72L137 73V70ZM149 72L150 71L148 69H146L145 72L143 71V73H145L144 74L145 76L143 75V73L139 76L138 75V73H140L139 71H138L137 75L139 77H143L144 78L143 80H145L147 78L148 81L150 82V78H151L150 73L151 72L150 73ZM191 72H190V74H191ZM203 72L207 74V75L205 74L208 77L206 79H208L209 81H212V84H210L211 82L209 83V81L205 80L206 76L204 77V73ZM18 74L19 73H17V75ZM178 74H179V71H178ZM7 75L8 74H6V76ZM115 75L116 74L114 73L113 77H115ZM255 75L256 74H254V76ZM250 76L254 80H252ZM263 76H264V74H263ZM28 77L29 78L31 77V78L29 79ZM197 77L198 76H196V79H197ZM246 77H248L247 80H246ZM3 79H4V77H3ZM3 79H2V81H3ZM6 79H7V81H9L10 78L8 79V77H7ZM39 79H41V77H39ZM249 79H251L252 82L248 83ZM30 80H32V81L30 82ZM140 80H142V79L140 78ZM13 81L11 80V82H13ZM17 81L18 80H16V82ZM20 81L21 80H19L18 82L20 83ZM37 81H38V79H37ZM148 81H146L147 85L149 84ZM191 81H193V79ZM206 81L208 82V84H207ZM217 81H218V79H217ZM1 82H0V84H2ZM11 82H10V85H12ZM14 82H13V84H14ZM24 82L25 81H23V83ZM26 82L24 84L21 82L20 86L18 85L19 83H16L15 86L17 85V88H18V86L21 87L22 84H23V86H28L29 90H31V88H33L32 90L34 92V89L38 85H34V87H31V86H29V84H26ZM38 82H36V83H38ZM143 82L144 81H141L139 83L142 85ZM245 82L250 84L248 86H251V83H253V87L247 88L248 86L245 84L247 86L246 87L243 84ZM113 83H117V81H115ZM4 84H5V86H4V89L2 90L3 92H1L0 94L2 95L3 93H5L4 90L7 91V92H6V95L3 94V96L0 95V97L3 98L2 99V100H4L3 102H5V101L7 102L8 101L7 104H9L10 100H11V104H10V108L11 109L8 108V110L10 109L11 114H9V113L8 114L11 115V116L13 115V117L9 116L7 113L4 112V111L8 112V110H4V109H6L9 105L6 106L5 108H4L5 105H3V107H2L3 110H0L1 111L0 112V264H65L67 259H69V258L76 259L79 264H117V263L113 262V259L115 257H117V256H120L121 258H123L128 264H173V261L170 260L165 255V253L161 250L160 245H159L161 242L153 241V228H152L153 226L151 227L150 224L153 223V217L158 212V210H154L153 209V199H151L150 202L148 200H146V199H143L142 197H140V199L137 198L136 201H135V198L129 199L128 202L125 204L126 206H128L127 207V211H124L119 206L116 207L117 209L111 207L110 206L111 203H114L115 201L118 202V200H119L120 196H119V194L117 195L116 192H119L120 188L119 187H116V188L113 187L112 186V182L109 179H106L105 176L103 174H101V173L95 174V176H94L93 172L91 171V169H90V167L88 165L79 162L76 159L75 155H74V153L76 152L75 149L69 148V146L66 145V144L70 145V143H72L71 141L69 142V140H70L69 138L66 139V137H65L66 140H64V139H62L64 136H59L58 137V135H56V133H52V135H50V136H45L43 134L42 130H41V126L38 127V125H41V123H38V125L36 124L37 121L38 122L41 121L39 119V116H41V109L39 107L41 105L40 104V98L42 99L41 92L39 90H38V92L35 91L34 95H33L35 100H37L35 102H37V104H40L39 106L37 105V108L39 107L37 109L35 106H34L35 108H33V106H32L31 102L34 101V100H31L33 98V96L30 99V95H32L33 93L32 94H27V92H26L28 90V89H26L27 87H24L26 89V90H24V88L23 89L22 88L17 89V88H15L14 85H13L14 87L7 86V87L10 88L11 91L13 89H15V91L16 90H20V89L24 90L25 94L27 95V97H29V98H27V100L29 102L28 101H27V103L24 102V105H26V107L21 105L20 101H19L20 102V106H19L18 104H16V102H12L13 99L15 98V94L18 91H16L14 93V90H13V93H12L14 95V97H13V95L11 93H8V91L10 92V90L7 89V87H6V85H9V84L8 83H3L2 85H4ZM34 84H35V81H34ZM138 84L136 86H138ZM144 84H145V82H144ZM144 84H143V86H145ZM209 84L213 85V86L210 87ZM223 86H222V88H224ZM257 86H259V85H257ZM227 87H226V89H227ZM211 88H213V91H210V90H212ZM222 88L220 90H222ZM36 89H38V88H36ZM137 89L138 88H136V90ZM141 89L142 88L140 87V90ZM258 89L262 90V87L259 86ZM21 90H20V92L24 93V91H21ZM206 90H207L208 93H209V91L210 92H216L215 90H218L219 92H222L221 94H223V95H221V97H219L220 94L218 93V91H217V93H214V94L210 93L208 95ZM263 90H264V88H263ZM246 91H244V92H246ZM262 91H261V93H262ZM20 92L18 94H16V96H17L16 100H21L22 97L19 98L20 95H22L23 98L25 97L24 94H22ZM239 92H241V91H239ZM244 92H241V94L244 93ZM7 93L10 94L11 96L10 95H9L10 97L7 96L8 95ZM137 94H139V93H137ZM137 94H136V96H137ZM238 94H240V93H238ZM4 95L7 96L6 99H4L5 98ZM228 96H230V95H228ZM228 96L226 97V99L228 98ZM11 97H13V98H11ZM225 97H223L224 98L223 102H225ZM7 98H11V99L8 100ZM2 100H0V101H2ZM227 100H228V101H226L227 103L228 102L229 103L233 102L231 100L229 101V99H227ZM19 102L17 101V103H19ZM3 104H5V103H3ZM205 104H208V103H205ZM231 104L233 105V103L229 104L230 107L228 105H227V107L222 106V105H225L224 103L221 105L222 107H224V111H221L223 113L222 115H221V112L220 113L218 112L220 114L218 116H220V118L222 117L223 120H221L219 122H225V120H226L225 118L229 119V116L232 117L231 115H229L231 112L228 113L229 111H227L228 107L232 108ZM261 104H264V103H261ZM1 106H2V104L0 103V108H1ZM233 106H234L233 109H235V107H239L238 105L237 106L233 105ZM22 107H25V109H22ZM27 107L29 108L28 111L26 109ZM222 107H220V109ZM241 107L242 106H240L239 108L241 109ZM262 107H264V105L261 106V107L259 105L254 107L256 109L260 108V110H261L260 112H258V111L256 112L255 111L258 114H255V112H253V113L252 112H247L246 109L243 110L244 107H242V109L239 110V111L243 110L244 112H247L248 114L250 113L249 115L252 116V120H253V115H256V116L258 115L259 116L261 114V116H262L261 119L264 122V112L262 111V109L264 110V108H262ZM239 108H236V109H239ZM21 109H22V111L20 112ZM24 110H26V111H24ZM2 111L4 112V115L2 114L3 113ZM226 111H227L229 116L226 114ZM239 111L237 110L236 114L239 113V114H242L243 116H245L243 111H242L243 113L242 112L240 113ZM249 111H254V109L253 110H249ZM233 112H235V111H233ZM247 113H246V115L248 116V118L244 119V121H247L250 118V116ZM1 114L3 115V117H2ZM23 114H25V115L27 114L26 116H28L30 114L29 118H31V120H30L31 123L29 122L28 117H27L26 121H28L31 125L33 124V129H32V126H30L31 127L30 128V127H26L27 125L24 124L25 127H23V125L20 124V122L23 121V120H21L19 118V116H23ZM35 114H37V115L39 114V115L36 116ZM207 114L208 113H206V115ZM25 115H24V117H25ZM224 115H226V116H224ZM243 116L241 117V115L240 116L236 115V117H240V119L236 118L237 121L240 122L243 119ZM9 117L13 118L14 120H17V118H19V120H21L19 122L20 125L19 124H18L19 126L16 125L17 124V123L15 124L16 121H14L12 119L10 120ZM209 117L210 116H208V117L206 116L207 119H210ZM259 117H256L254 119L258 120ZM3 118L6 119V121H7V119H9L10 122L12 121L13 122L12 127L9 125L10 124V122H8L9 120L6 122ZM217 118L218 117H216V119ZM220 118H218V119L220 120ZM234 118H235V116H234ZM234 118L232 117V120L231 119L230 120L233 121ZM34 119L37 120V121H34ZM212 119H214V118L211 117V120ZM257 120L256 121L254 120V122L251 121L250 125L255 123V122H257L258 124L255 123L253 125L257 126V127L259 125V127L261 126L263 128V130H261L262 129L261 127H260L261 129L258 127L259 130H261V131H259L260 134H259V132H257L256 133L257 135L256 134L255 135L256 136H263L264 133L262 131H264V126L262 125V120H258V121ZM24 121H25V119H24ZM214 121H215V119H214ZM227 122L229 123V121L226 120L225 124H227ZM3 123H6V124L9 123V124L5 125ZM25 123H27V122H25ZM230 123L232 124V123H234V121L230 122ZM14 124L16 126H14ZM20 126L22 127V130H21V128H19ZM16 127H18L17 129H18L19 132H16V130H17ZM257 127H256V129H254L255 127L253 128V126H252L253 131L255 130V132H256ZM24 129H26V130H24ZM143 129L145 130V128H142L141 130L139 129L140 132H142ZM147 129L151 130L152 128L150 129V127H149ZM147 129H146V131H148ZM140 132L137 131V135H138V133L142 134ZM143 134L145 135L146 133H144V131H143ZM143 134H142V138L145 137ZM251 134L250 135L253 137L254 133L251 132ZM60 139L62 141H65L66 144H65V142H63V144H60V142H59ZM140 139H141V137H140ZM62 141H61V143H62ZM261 146L262 145H260L259 147H261ZM173 148H175V146ZM173 148H171V149H173ZM174 150H176V148ZM177 150H178V148H177ZM170 151H173V150H170ZM178 151H180V150H178ZM170 153H172V152H170ZM178 153L179 152L174 153V154L177 155ZM174 154L171 155V159L170 160H172V157L174 156ZM202 158H205V157H202ZM202 158H201V160L200 159L199 160L202 161ZM209 158L208 159L205 158V159L210 161ZM259 158L262 159V155L258 156V159ZM174 159H176V158H174ZM215 159L216 158H211V160L213 162H214ZM172 161H174V160H172ZM175 161H177V160H175ZM165 162H166V160H165ZM202 162H204L203 163V169L205 168L204 170L206 172H203V174H202L201 173L202 167H200V170H199V168H198V171L196 170L197 171L196 175L194 174V176H197V177H194L191 174L192 172L195 173V169H197L194 166L195 169L190 173L194 179L195 178H199V176L201 178V177H203L202 175H204V177H207L206 173H208L209 170H211L212 164H214L213 162H209V163H212L211 165L207 164V162H208L207 161L206 162L207 167L211 166V167H209L210 169H207L206 166L204 167V164H205V160L204 159H203ZM216 162L220 164V162L217 161V159H216ZM224 162H223V165H226V163L224 164ZM263 162H264V160H262L261 163H258V161L256 162V159H255L254 164L255 163L256 164H255V167H254V165H252V167H254V169H251V171L253 170V172H255V173H257L258 171L259 172L257 174L254 173V176L252 175V177L251 176L248 177V175H247L249 173H252V172H250V170L246 171L247 174H246V172H243V174H242V177H244L243 181L245 180L246 177H248L247 180H249L248 182H251V184H252V181L257 180V183L255 181L253 183V185L254 184H259L258 181H260V180L263 181L264 180V163ZM173 163H171V164H173ZM175 164H177V163L175 162L173 165H175ZM216 165H218V164H215L214 167L216 168V170H220V171H218L220 173L221 169L223 170V166H221V169H218L220 166L217 168ZM220 165H222V162H221ZM172 167L174 168L175 166H172ZM215 168L213 170H215ZM243 168H245V167H243ZM257 168L259 170H257ZM191 170L189 169V171H191ZM213 170H212V172L216 176L217 172L215 173ZM229 170L230 169L228 168L227 169L228 175L231 173V171L229 173ZM238 170H240V169H238ZM238 170H235V172L232 171V173L233 174L236 173V172L238 173L239 172ZM227 171L225 170V172H224V170H223L221 172V174H223V173H225V174H223V175L220 174L221 177H219L220 175H218L217 176V178L219 177L218 179L216 177H214L212 180L208 179L207 181L210 183V185L211 184L213 185L214 183H216V185H219L222 182L224 183V181H225V185L226 186H227L226 183L228 182L227 178L230 181H232L233 184H234V181H236L235 182L236 186L235 185L233 186L232 182L229 181V183H231V184L229 185V187L227 186L228 188L223 186V184H221V186H222V187L220 186L221 187L220 188L221 191L217 190V189L215 191H220V193L222 192V194H225V193H223L224 191L225 192L226 191L229 192L228 190H230L232 188L231 191H230L231 193H227L226 192L228 195L230 194V196H233V197H236V198H237L236 195H239L240 197H244V195H246L244 198L248 199V195H247L248 192H251L253 190L251 189V191H250V189L248 187H246L247 185L245 186V184H249L248 186H251V184L248 183V182L246 183V182L241 181L242 177H241V179L234 180L235 177L237 178V176L241 175L240 174L241 170H240L239 174L236 173L237 176H235V175H234L235 177L233 176L234 179L232 178V176H230V175L228 176L227 175V173H226ZM242 171H245V170L242 169ZM199 172L202 175H200ZM210 172L208 173L209 174V176H208L209 178L213 176L211 174L212 172L211 173ZM186 173H188V175H186ZM186 173L184 174V175H186V176H184V178L188 179L187 176H191V175L189 174V172H186ZM210 174H211V176H210ZM158 175L155 174L154 176H158ZM225 175H227V177H225ZM154 176H152V177H154ZM222 177L224 178V180H222L223 179ZM155 178H156L157 181H158V179H160V178H157V177H155ZM155 178H152V180L154 181ZM189 178H191V177H189ZM249 178H251L252 181H250L251 179H249ZM161 179L158 182L159 186L157 184V188L159 187V189H160V185L162 187L161 183H163L165 185H167L166 183H168V180H167V182L165 181V183H164V181H162L163 179L162 180ZM201 179L200 180L202 181V183L205 182V183L209 184L208 182L204 181L203 178H201ZM209 180H211V182H213V181L214 182L211 183ZM220 180H222V182ZM247 180H245V181H247ZM160 181H162V182L160 183ZM216 181L218 182V184H217ZM237 181H239L241 183H239V182L237 183ZM219 182H221V183H219ZM263 182H261V183H263ZM243 183H244V186H241V185H243ZM261 183L259 185H257V186H261L259 188L263 189L262 192H264V187L262 186L264 184L261 185ZM238 184L239 185L241 184L240 186L243 187V190H244V187H246V193L240 188V186ZM165 185H163V186H165ZM210 185H208V186H210ZM169 186H171V185H169ZM176 186L177 185L172 186L171 188H173V187H175V188L169 189V191H168L169 194L173 195L174 193H176V192L173 191V190H175L177 188ZM237 186H239V188L241 190H239V188ZM93 187H98V188L99 187H104V189L107 191V193H102V194H100L98 196L97 195L94 196V199L97 202V205H95L96 203H94V201L92 202L91 199H90L91 197H89L90 195L92 196L91 192L89 193V191ZM223 187H224V189H222ZM164 188H166V187H164ZM164 188L162 187L161 189H164ZM205 188H207V187H205ZM226 188L228 190H225ZM233 188H234V190L238 188L239 191L236 192V190H235V192H236L235 193L233 191ZM248 189H249V191H248ZM260 189H258V191H259V193L257 192L258 194L261 193ZM255 191L251 192L250 194L253 193V194L257 195V193H255ZM160 192H162V191H160ZM232 192H234L236 195L235 194L231 195ZM240 192H242V193H240ZM217 193H219V192H217ZM243 193H244V195H242ZM94 199H92V200H94ZM240 199L242 200L243 198H240ZM93 203L95 205L94 206L95 208L93 207ZM245 207L248 208L249 206L245 205ZM120 208H121V210H120ZM97 212H99L100 214L101 213L102 214L106 213L105 215H108L107 218H106V216H103L105 218H103V220L101 222H98V224L94 223V221H93V220L96 219V218H94L95 217L94 214L97 213ZM109 212L111 213V215H113L115 223L117 222V218H119L120 221L124 220L125 217H127L124 214H127V213L128 214L132 213V215L129 214L132 217L131 218L132 221L127 217L126 220H124L125 223H124V221H122L124 224L122 222H121L122 224H120V221L118 220V224H120L121 226L119 225V226L116 227V225H117V223H116V225H113L114 227H112L111 224L113 223V219H112V223H110L111 226L109 225V222H107L105 220V219H110L111 220V218H110L111 215H109L110 214ZM123 212H124V214H123ZM99 213L96 214V216L97 215L99 216ZM38 215H40V216L43 215L44 217L46 216L51 222V228H50V231H49V238L43 243H37V242L31 243V242H29L28 237H29L30 232L33 230L34 219ZM127 220H128L129 226H127L128 224H126ZM134 220H135V223H134ZM132 222L134 223L136 228L134 227ZM93 223H94V225H93ZM146 225H148V227ZM150 229H152V231ZM254 257H256V256H254Z\"/></svg>",
  "mask_w": 264,
  "mask_h": 264
}]
</instances>
